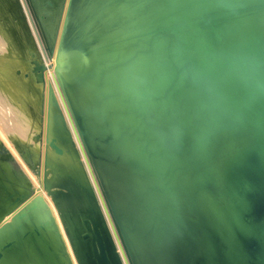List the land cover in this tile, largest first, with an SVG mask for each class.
Returning a JSON list of instances; mask_svg holds the SVG:
<instances>
[{"label":"bare ground","instance_id":"obj_1","mask_svg":"<svg viewBox=\"0 0 264 264\" xmlns=\"http://www.w3.org/2000/svg\"><path fill=\"white\" fill-rule=\"evenodd\" d=\"M26 2L56 78L21 4L25 17H16L15 26L20 50L9 37L0 39L1 120L39 188L0 143V264H75L41 188L77 264H131L119 228L134 264H264V256L249 255L241 240L238 210H226L227 170L252 145L251 131L238 125L223 130L219 122L203 128L207 166L193 169L192 152L166 120L186 105L188 80L173 43L151 34L158 10L109 0L99 21L81 24L87 36L79 38L71 33L83 0ZM173 101L179 104L167 107ZM190 115L184 112L183 119Z\"/></svg>","mask_w":264,"mask_h":264},{"label":"water","instance_id":"obj_2","mask_svg":"<svg viewBox=\"0 0 264 264\" xmlns=\"http://www.w3.org/2000/svg\"><path fill=\"white\" fill-rule=\"evenodd\" d=\"M108 2L100 1L101 11ZM136 2L158 10L149 23L151 34L173 43L176 63L188 80L183 87L186 105L178 113L166 114V120L179 143L192 152L193 169L207 166L203 128L219 122L223 130L238 125L251 131L252 145L227 170L230 197L226 210H238L237 230L250 248L249 255L260 252L264 256V0ZM252 16L256 18L250 20ZM178 104L173 101L167 107ZM160 109L156 108L161 113ZM184 112L191 115L183 119ZM150 142L160 146L158 140ZM119 235L134 264L120 228Z\"/></svg>","mask_w":264,"mask_h":264},{"label":"rangeland","instance_id":"obj_3","mask_svg":"<svg viewBox=\"0 0 264 264\" xmlns=\"http://www.w3.org/2000/svg\"><path fill=\"white\" fill-rule=\"evenodd\" d=\"M20 2L22 4L23 10L25 12L27 23H28V25L30 27L31 33L33 35V38H34V40L37 43V47L39 49V52L42 54L43 59L46 62L47 66H49L47 69L52 71L54 73V75H55V78H56V74H55L54 67H53L54 62H53L52 58L50 59L49 55L47 54V51L45 49L43 40H42V38L40 36V33L37 30V26L35 24V21L33 19L32 14H31V12L29 10L28 4H27L26 0H25L26 6H25L23 0H20ZM20 2H19V0H0V21L4 25L5 32L8 35V36H6L5 34H3L0 39H1V41H4L5 39L7 40V37H9L11 43H13L14 47L17 48V50L18 49L20 50V43L18 42L16 33H15V31H16V27L15 26H16V23H18V21L16 19L17 18L18 19H23L25 17L23 12H22V10H21ZM83 2H84V8H83V10L81 12L80 17L78 18V21L76 23L77 24L76 28L74 30H72L73 32L71 33V35H74L75 32H79L78 33V37L79 38H85L87 36L85 24L87 25V23H89V21H92V20L96 21V22L99 21V19H101L103 17L104 13H105V10H102V11L100 10V7H99L100 6L99 5L100 1L99 0H83ZM94 8H97V9L92 12V10ZM27 9H28V11H27ZM81 24H83L85 27H83V29H81L79 31V28H80ZM71 35L69 37H71ZM6 48H9V47H6ZM2 54H3V52L0 51V55H2ZM56 82H57V79H56ZM57 85H58V83H57ZM58 89H59V87H58ZM56 94H57V98H58V100H59V102H60V104H61V106L63 108V111H64V114H65V116L67 118V121H68V123H69V125H70V127H71V129L73 131V136H74L75 141H76V143H77V145H78V147H79V149L81 151L82 158H83V160L85 162V165H86V167H87V169L89 171V175H90V177H91V179H92V181L94 183V179H93V176H92V174L90 172L89 165H88V163H87V161L85 159V156H84V154L82 152V148H81L79 139L76 136L75 131L73 129L71 118L69 116L68 110H67V108H66V106L64 104V100H62L63 98H62L60 90ZM1 95L2 94L0 93V143H4L11 150V152L17 157V159L19 160L20 164L23 166L25 171L28 173L30 178L33 180V183L35 184V186L37 188H39V182H38L36 176L30 171V169L26 166L24 161L19 156V154H18V152H17V150L15 148V145L13 144V142H14L13 138H11V136H9L7 132H5V129H4V126H3L2 120H1V116L4 114L3 107H4L5 104L2 103L3 96H1ZM97 177H98V175H97ZM98 180H99V177H98ZM99 186H100V188L102 190V194H103V196L105 198L107 207H108V209H110L109 208V203H108V201L106 199V196L104 194V191H103V188H102L100 180H99ZM38 192H41L45 196V198L49 201L51 207L53 208L55 216H56V218H57V220H58V222L60 224L61 230L63 231L64 238H65V240L67 242L69 251H70L71 256L73 258V261H74L75 264H77V261L75 259V256H74L73 252H72L71 246L69 244L68 238L66 237V235L64 233V230H63L59 215L57 213V210H56V208H55L50 196H48L46 194V192L42 188L39 189ZM107 219L109 221L108 216H107ZM109 224H110V221H109ZM110 226H111V224H110ZM111 229H112V226H111ZM115 239H116V237H115ZM120 239H121V237H120ZM121 242L123 244L122 239H121ZM123 246H124V244H123ZM118 249H119V251L122 254V251H121L119 246H118Z\"/></svg>","mask_w":264,"mask_h":264}]
</instances>
